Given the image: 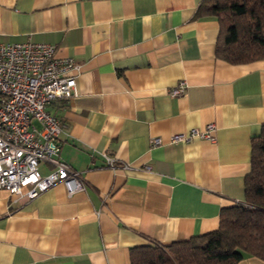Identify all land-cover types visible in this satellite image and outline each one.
<instances>
[{"label":"crops","instance_id":"crops-1","mask_svg":"<svg viewBox=\"0 0 264 264\" xmlns=\"http://www.w3.org/2000/svg\"><path fill=\"white\" fill-rule=\"evenodd\" d=\"M202 2L0 0V44L48 43L80 66L77 94L48 109L67 126L59 159L85 185L69 196L58 183L33 200L0 190V264H131L132 248L217 230L245 201L264 60L219 59L220 21L198 16ZM180 81L186 92L171 96ZM208 124L214 142H171Z\"/></svg>","mask_w":264,"mask_h":264},{"label":"built area","instance_id":"built-area-1","mask_svg":"<svg viewBox=\"0 0 264 264\" xmlns=\"http://www.w3.org/2000/svg\"><path fill=\"white\" fill-rule=\"evenodd\" d=\"M80 66L72 57H59L48 43L24 42L0 44V190L33 200L58 183L69 196L83 191L78 172L59 159V135L66 124L49 112L54 101L77 94ZM186 81L171 89L173 97L183 95ZM214 124L204 130L194 128L176 133L171 142L191 143L195 139L214 142ZM162 144L158 137L151 146ZM107 166L116 168L115 160L106 157ZM52 163L55 169L43 175L39 166Z\"/></svg>","mask_w":264,"mask_h":264},{"label":"trees","instance_id":"trees-1","mask_svg":"<svg viewBox=\"0 0 264 264\" xmlns=\"http://www.w3.org/2000/svg\"><path fill=\"white\" fill-rule=\"evenodd\" d=\"M197 13L220 21L219 59L234 65L264 60V0H203ZM130 256L131 264H238L247 256L264 261V127L252 139L245 201L224 210L217 230L134 247Z\"/></svg>","mask_w":264,"mask_h":264}]
</instances>
